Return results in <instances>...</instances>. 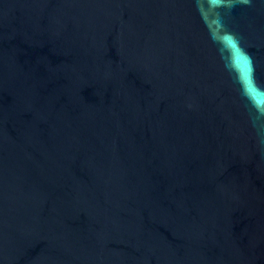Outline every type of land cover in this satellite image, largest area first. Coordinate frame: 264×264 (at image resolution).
Returning a JSON list of instances; mask_svg holds the SVG:
<instances>
[{
	"label": "water",
	"instance_id": "obj_1",
	"mask_svg": "<svg viewBox=\"0 0 264 264\" xmlns=\"http://www.w3.org/2000/svg\"><path fill=\"white\" fill-rule=\"evenodd\" d=\"M0 264H264V0H0Z\"/></svg>",
	"mask_w": 264,
	"mask_h": 264
}]
</instances>
